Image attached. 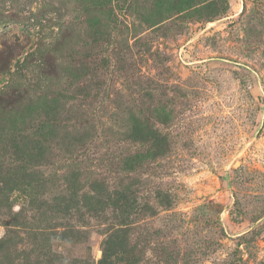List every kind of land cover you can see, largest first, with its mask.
I'll return each mask as SVG.
<instances>
[{
    "label": "rangeland",
    "instance_id": "rangeland-1",
    "mask_svg": "<svg viewBox=\"0 0 264 264\" xmlns=\"http://www.w3.org/2000/svg\"><path fill=\"white\" fill-rule=\"evenodd\" d=\"M11 52L0 259L264 264V0H0Z\"/></svg>",
    "mask_w": 264,
    "mask_h": 264
},
{
    "label": "trees",
    "instance_id": "trees-1",
    "mask_svg": "<svg viewBox=\"0 0 264 264\" xmlns=\"http://www.w3.org/2000/svg\"><path fill=\"white\" fill-rule=\"evenodd\" d=\"M12 60V52L11 53H5L1 58H0V70H5L9 65L10 61ZM17 94V93H16ZM13 94V95H16ZM20 99V95L15 96V100L11 102H7L4 100L2 102V106L4 108L10 109L12 108L13 105L17 104ZM20 174L18 172H13L11 169L4 168L0 164V206L4 205V202H8L6 194L4 192H10L14 188V184L19 180ZM16 221H19L22 217L20 214H15L13 216ZM21 223V222H20ZM15 225V224H14ZM19 226V224H18ZM11 238L9 236L3 237L0 239V249L4 248L6 244L10 243ZM129 258H128V251H119V250H110V249H103V259H102V264L106 262V264H123L127 263L128 264ZM0 264H10L9 259H0ZM24 264H30L27 260ZM73 264H80L78 263H73Z\"/></svg>",
    "mask_w": 264,
    "mask_h": 264
}]
</instances>
